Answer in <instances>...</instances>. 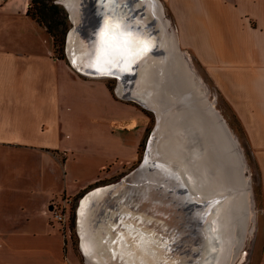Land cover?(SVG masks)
<instances>
[{"label": "crops", "instance_id": "obj_1", "mask_svg": "<svg viewBox=\"0 0 264 264\" xmlns=\"http://www.w3.org/2000/svg\"><path fill=\"white\" fill-rule=\"evenodd\" d=\"M28 1L0 0V264H81L48 209L98 181L105 164L134 159L146 114L55 54ZM164 2L241 124L264 221V0Z\"/></svg>", "mask_w": 264, "mask_h": 264}, {"label": "bare ground", "instance_id": "obj_2", "mask_svg": "<svg viewBox=\"0 0 264 264\" xmlns=\"http://www.w3.org/2000/svg\"><path fill=\"white\" fill-rule=\"evenodd\" d=\"M84 1L79 0V12L77 10L79 20L85 17ZM134 2L145 8L147 15L144 17L149 16L153 20L158 34L157 49L145 52L137 62L133 85V92L141 100L152 104L158 113L150 158L162 169L167 168L174 172L191 192L193 199L201 203L202 207H208L202 224L204 237L201 239V249L196 258L203 257V260H200L202 264H231L235 257V245L245 231V220L248 215L244 196L246 190H243L245 180L239 177L241 171L238 166L239 153L218 114L212 108H209L211 112L209 109L205 110L207 122L205 118L204 121L202 119V110L197 111V108L203 106L201 95L198 97L197 90L193 89L189 70L185 66L187 62L184 56L179 54L175 34L168 29V21L161 2L159 0ZM113 18L123 21L118 14L108 15L105 21ZM105 21L102 28L105 27ZM93 22L95 24V21ZM94 24L88 28L92 36L86 31L88 26L84 23L81 29L74 30L70 36L75 48L74 58L76 59V55L80 57L83 55L81 61L84 64L91 62L100 39L101 29L96 28ZM143 31L136 28H129L127 31L137 42L136 46L142 41L147 42ZM134 50L135 47L132 51ZM128 55L130 54L123 57L124 62H127ZM208 158L216 161L214 169L217 175H214L213 181L210 179L211 166L208 168ZM102 192L103 189H97L90 196L84 197L78 209L82 245L95 259L104 258L102 250L99 249L101 238L105 236L106 241L111 234L109 223L104 233H101L102 227L106 226L103 222L93 223L95 220L92 217L96 216V209L92 199L100 196ZM99 215L101 214L98 213ZM105 243L113 248V243L108 241ZM121 244L123 248L119 247L120 252L123 254L121 251L123 249L127 254L123 261L159 264L147 249L128 242ZM136 248L138 250H134Z\"/></svg>", "mask_w": 264, "mask_h": 264}, {"label": "water", "instance_id": "obj_3", "mask_svg": "<svg viewBox=\"0 0 264 264\" xmlns=\"http://www.w3.org/2000/svg\"><path fill=\"white\" fill-rule=\"evenodd\" d=\"M55 1L63 5L70 20L65 34L64 49L65 57L71 65L87 75L115 76L114 91L118 95L140 103L151 109L155 115L153 127L147 135L145 148L139 162L117 180L95 185L87 189L79 198L76 208V230L79 238L78 246L83 259L88 264H135L130 260L129 262L123 261V257H126L127 254L123 249L121 250L122 254L119 249L122 247L121 243L128 242L147 249L159 264H202L200 260L203 257L196 258V256L200 252L201 239L204 237L202 224L208 207H202L201 203L193 199L191 192L174 172L167 168L162 169L150 158L151 143L157 129L158 113L152 104L141 100L133 92L137 62L140 56L147 51L157 49L158 34L153 20L149 16L145 18L147 15H145V8L139 7L134 2L135 0H118L115 5L106 3L105 0H85L83 2L85 17L80 20L77 18L79 0ZM114 14L121 16L123 20L121 23L126 31L129 28L144 30L147 42L142 41L138 46H135V50L128 55L127 62H124L122 58L119 63L110 65L98 62L93 54L91 62L85 64L81 61L83 55L81 57L76 55L75 59V48L71 43L73 39L70 38L71 33L81 29L84 23L88 26L86 31L92 36V32L88 31V28L94 24L93 21H95L96 28L102 29L106 17ZM214 109L217 111L215 107ZM218 114L224 122L226 131L230 133L223 117L219 112ZM97 189H103V195L92 199L96 209V216L92 217L95 220L93 223L97 224L101 221L106 225L102 227L101 233L105 232L109 223L111 232L106 241L104 240L105 236L101 238L99 249L104 255L102 259L93 258L84 249L78 220V209L82 199L90 196ZM98 213L101 215L98 216ZM97 229L100 230V228ZM107 241L113 243V248L106 245Z\"/></svg>", "mask_w": 264, "mask_h": 264}, {"label": "rangeland", "instance_id": "obj_4", "mask_svg": "<svg viewBox=\"0 0 264 264\" xmlns=\"http://www.w3.org/2000/svg\"><path fill=\"white\" fill-rule=\"evenodd\" d=\"M159 1L162 4L165 18L168 21V25H169L168 29L169 31L171 30V32L175 34V37L177 39V30L173 17L171 16L170 10L168 6L165 4L164 0H162L163 2L161 0ZM67 24L69 27L70 20L68 17H67ZM177 43L179 48V54H182L187 62L185 66L189 70L188 72L191 77V81H192L191 83H193L192 85H194L193 89L197 90L198 97L199 94L201 95L203 106L197 108V111L202 110L201 116L203 121L204 118L206 120L205 115H207V112L205 110L212 108L217 114L219 112L223 117L224 121L226 122V124L228 125V129L230 131L229 134L231 136V139H233V143L234 146L236 147L237 152L239 153L238 166H239V170H241L239 177L245 180L243 184L245 188L243 187V190L244 189L246 190V192H244V196L247 202L248 210L246 209V212H248V215H247V220H245V231L240 236V239L235 245V249H236V252L234 253L235 257L232 260L231 264H255L258 259V256L260 255L264 242V221H263V211L261 206V187H260L259 170L257 168V164L254 160L253 154L251 153L247 145L245 135L243 129L241 128V124L239 120L237 119V117L231 110L230 106L223 98L222 94L215 86L214 82L208 76V73L205 71V68L198 62L197 58L193 55L190 49H188L186 46H183L178 39H177ZM53 49L55 54L58 55L60 53L58 47L54 44H53ZM103 77L105 81L110 84L114 92L116 87V77L112 75H106ZM121 98L125 99L126 97H121ZM125 100L135 102L129 98H126ZM135 103L137 106L142 108L146 114V121L140 137L139 142L141 144H139L138 146L137 156L129 161L115 160L105 164L101 168V171L99 173L100 178L98 179V181L92 183L91 185L89 184L87 187L81 189L79 192L73 195L64 194L61 198L56 199L55 202L52 203V205H57L60 207L62 205H65V210L67 212L66 213L67 219L65 222V226L63 227V232L66 236L65 241L70 247H73L74 252L78 257V259L80 260L81 264H85V263L82 253L78 246L79 238L76 230V208L79 198L87 189L95 185L115 181L118 178H120V176L128 172L131 168H133L139 162L142 156L143 150L145 148V141L147 135L153 127L155 121L154 112L151 109L142 106L138 102ZM214 107L217 109L218 112L214 109ZM218 116L220 117L219 114ZM221 121L223 122V120ZM213 160L214 159L211 160L210 158H208V163H207L208 168L209 166H211L209 168V170H211V176H210L211 181H213L214 175L215 174L217 175V172H215L216 161Z\"/></svg>", "mask_w": 264, "mask_h": 264}, {"label": "snow or ice", "instance_id": "obj_5", "mask_svg": "<svg viewBox=\"0 0 264 264\" xmlns=\"http://www.w3.org/2000/svg\"><path fill=\"white\" fill-rule=\"evenodd\" d=\"M106 3L115 5L118 0H105ZM99 41L93 53L98 62L107 64L119 63L126 55L130 54L137 42L128 33L119 19L113 18L105 21V27L99 32Z\"/></svg>", "mask_w": 264, "mask_h": 264}, {"label": "trees", "instance_id": "obj_6", "mask_svg": "<svg viewBox=\"0 0 264 264\" xmlns=\"http://www.w3.org/2000/svg\"><path fill=\"white\" fill-rule=\"evenodd\" d=\"M26 12L46 27L53 44L59 49L58 56L65 57L64 44L68 27L65 8L55 0H29ZM108 86L111 88L109 83Z\"/></svg>", "mask_w": 264, "mask_h": 264}, {"label": "built area", "instance_id": "obj_7", "mask_svg": "<svg viewBox=\"0 0 264 264\" xmlns=\"http://www.w3.org/2000/svg\"><path fill=\"white\" fill-rule=\"evenodd\" d=\"M66 213L67 212L65 210V205H62L61 207L57 205H52V207L48 209L50 222L59 224V227H61L62 232L67 219Z\"/></svg>", "mask_w": 264, "mask_h": 264}]
</instances>
